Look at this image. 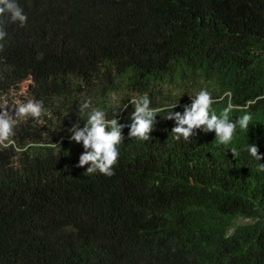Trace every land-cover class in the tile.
Instances as JSON below:
<instances>
[{
    "label": "trees",
    "instance_id": "trees-1",
    "mask_svg": "<svg viewBox=\"0 0 264 264\" xmlns=\"http://www.w3.org/2000/svg\"><path fill=\"white\" fill-rule=\"evenodd\" d=\"M28 79L0 264H264V0H0Z\"/></svg>",
    "mask_w": 264,
    "mask_h": 264
},
{
    "label": "rangeland",
    "instance_id": "rangeland-1",
    "mask_svg": "<svg viewBox=\"0 0 264 264\" xmlns=\"http://www.w3.org/2000/svg\"><path fill=\"white\" fill-rule=\"evenodd\" d=\"M32 80L28 79L20 84L19 88L14 89L10 94H5L2 96V106L4 112L0 118V137L1 139L5 137L10 138L14 123L17 120L22 119L21 113L32 111V101L26 102L25 100H30L29 89L32 85ZM17 107V111H13ZM11 139V138H10ZM247 222V220H242Z\"/></svg>",
    "mask_w": 264,
    "mask_h": 264
}]
</instances>
